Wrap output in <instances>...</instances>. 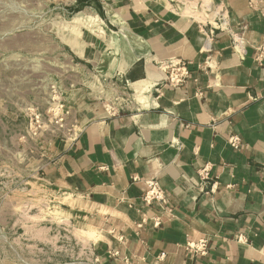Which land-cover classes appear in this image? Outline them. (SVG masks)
<instances>
[{"label": "crops", "instance_id": "1", "mask_svg": "<svg viewBox=\"0 0 264 264\" xmlns=\"http://www.w3.org/2000/svg\"><path fill=\"white\" fill-rule=\"evenodd\" d=\"M96 1V103L29 157L80 264H264V0Z\"/></svg>", "mask_w": 264, "mask_h": 264}, {"label": "rangeland", "instance_id": "2", "mask_svg": "<svg viewBox=\"0 0 264 264\" xmlns=\"http://www.w3.org/2000/svg\"><path fill=\"white\" fill-rule=\"evenodd\" d=\"M104 17L96 0H0V264H80L91 253L61 190L30 163L51 144L30 118L59 100L76 110L71 97L96 103V70L84 64Z\"/></svg>", "mask_w": 264, "mask_h": 264}, {"label": "built area", "instance_id": "3", "mask_svg": "<svg viewBox=\"0 0 264 264\" xmlns=\"http://www.w3.org/2000/svg\"><path fill=\"white\" fill-rule=\"evenodd\" d=\"M171 79L181 82L183 77L174 73L171 75ZM50 111L51 113L44 117H41V114L35 113L31 116L30 125L34 128L35 133L39 131L45 137H49L50 135V141L55 138L77 141L81 132V127L77 117L73 114L72 109L62 100H59ZM230 141L235 147H238V137H232ZM151 193L152 196L157 198L160 197V193L158 191L156 192L154 189H152ZM147 196H150V194ZM190 247L205 254L207 250V242L202 240L199 245H190Z\"/></svg>", "mask_w": 264, "mask_h": 264}, {"label": "bare ground", "instance_id": "4", "mask_svg": "<svg viewBox=\"0 0 264 264\" xmlns=\"http://www.w3.org/2000/svg\"><path fill=\"white\" fill-rule=\"evenodd\" d=\"M81 16H82V15H81ZM94 17H95V16H94ZM76 19H78V21H79L80 19H82V17H80V16H76ZM93 19H94V18H93ZM93 19H92V20H93ZM98 19H99V18H98ZM98 19H97V20H98ZM82 20H84V19H82ZM99 21H100V20H99ZM94 22H95V21H94ZM97 23H98V22H97ZM78 47H79V46H78Z\"/></svg>", "mask_w": 264, "mask_h": 264}]
</instances>
